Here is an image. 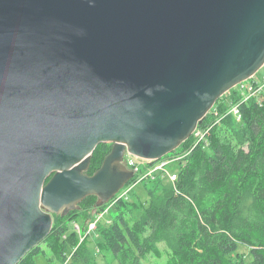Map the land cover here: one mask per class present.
Listing matches in <instances>:
<instances>
[{"label":"water","instance_id":"95a60500","mask_svg":"<svg viewBox=\"0 0 264 264\" xmlns=\"http://www.w3.org/2000/svg\"><path fill=\"white\" fill-rule=\"evenodd\" d=\"M264 65V0H0V264L107 204ZM100 143L111 148L87 174Z\"/></svg>","mask_w":264,"mask_h":264},{"label":"trees","instance_id":"16d2710c","mask_svg":"<svg viewBox=\"0 0 264 264\" xmlns=\"http://www.w3.org/2000/svg\"><path fill=\"white\" fill-rule=\"evenodd\" d=\"M241 97L238 88L229 89L198 124L200 134L161 158L184 154L171 168L177 176L173 183L162 171L138 181L157 160L145 161L118 194L140 182L146 201L123 195L111 204L110 221L95 224L99 251H110L118 264H151L144 262L163 255L161 244L167 254L164 264H264V94L245 101ZM233 104L238 105L239 120L229 112ZM110 148L109 143L96 146L87 174L100 166ZM95 202V196H88L79 210L52 213L49 234L17 264H35L34 257L44 251L42 243L61 264H99L85 247L87 237L80 242L69 229L79 217L86 223L90 214L109 204L95 208ZM85 223L79 225L83 232ZM239 245L248 249L249 260Z\"/></svg>","mask_w":264,"mask_h":264},{"label":"rangeland","instance_id":"374dc122","mask_svg":"<svg viewBox=\"0 0 264 264\" xmlns=\"http://www.w3.org/2000/svg\"><path fill=\"white\" fill-rule=\"evenodd\" d=\"M263 78H264V65L251 78H249L243 82L252 83V87L254 89H257L258 87H260L264 84ZM254 79H255V81L257 80L258 82L256 83L254 81ZM243 82H241V83H243ZM241 83H239V84H241ZM235 87L238 88V84ZM261 90L263 91L262 93H264V87H262ZM180 156L183 157L184 155H180ZM167 160H169V161L165 167L168 171L173 172L171 170V168H173V166L176 164V162L171 160V159H167ZM164 178H166L169 181L168 177L164 176ZM122 192H124V194H123L124 197H126L130 201L145 202L147 199V194H146V192H145V190H144V188L140 182L134 184L132 189H126L125 191H121V193ZM112 213H113L112 211H109V212L103 213L102 215H99V219H98L99 224L103 225V224L107 223L108 221H110V219L112 218ZM139 213H140V211H138V210L133 211L132 216L134 218H137ZM88 217L89 218L86 219L87 221L89 220L88 222H86L87 223V231L83 232L79 226V225L82 226L83 223H85V222H83L82 217H79L77 219V221H75L74 223L73 222L70 223L69 229L70 230L74 229L77 232V234L80 237V240H79L80 242H81V240L84 239V236L87 237V239L85 241V247L88 249L89 254L93 255L96 262H98L99 264H118L117 260L113 258L110 251H107L105 249H102L100 251L98 250V244L96 242H97L99 236L97 234V230H95L96 222L94 223L96 215L92 216L90 214ZM91 225L94 227H91ZM90 228H93V229H90ZM88 232H89V234H88ZM41 247L44 249V251L40 252L38 255H36L34 257L35 264H61L59 262V260L52 257L53 254L50 251V249H48V245L46 243H42ZM160 248H161V251L163 253V255L160 258H155L153 256H149L148 261H145L144 263L150 262L151 264H164L166 262L167 254L165 252V248L163 245L160 244ZM238 251L240 253L245 254L246 260L250 259L251 255H250V253L246 247L239 245ZM67 255H71V253H68ZM51 257H52V259L50 260ZM68 264H72V262H70ZM77 264H83V263L79 262Z\"/></svg>","mask_w":264,"mask_h":264},{"label":"built area","instance_id":"2783aa9c","mask_svg":"<svg viewBox=\"0 0 264 264\" xmlns=\"http://www.w3.org/2000/svg\"><path fill=\"white\" fill-rule=\"evenodd\" d=\"M254 81H255V79H254ZM255 82L257 83L258 81L256 80ZM262 87H264V84L262 86L258 87L257 89H254L252 87V83H249V82H243L241 84H238V89L242 92V97H241L242 101L248 100L250 97H256V98L261 97L264 94V93H262L263 91L261 90ZM229 112H232L235 115L237 120L240 119V113H239V108H238L237 104H233L230 107ZM196 129L193 133L195 136L200 134L198 130L196 131ZM180 157L181 156H177L175 158H172L171 160L175 161L176 159H178ZM145 161L150 162L151 160L141 159V158H138V157L133 156L131 154H125L123 163L128 169L132 170L135 174V173L139 172L140 168H142ZM168 161L169 160H167V159L157 160L151 167L146 168L144 173L140 174L138 181L140 179L146 178L148 176L153 177V174L155 172H159V171L161 172L162 171L163 176L168 177L169 181L171 183H173L177 176H176L175 172H170L166 169L165 166L168 163ZM123 194H124V192L117 194V197H115L112 201H110L109 204H107L102 211L97 213L94 223L99 219V215H102L103 213L108 212L110 207H111V204L114 203L119 197H122ZM91 227H94V226L91 225ZM90 229H93V228H90Z\"/></svg>","mask_w":264,"mask_h":264}]
</instances>
